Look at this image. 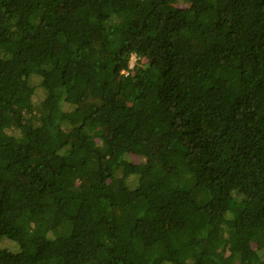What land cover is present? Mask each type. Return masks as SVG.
Listing matches in <instances>:
<instances>
[{"label": "trees", "instance_id": "obj_1", "mask_svg": "<svg viewBox=\"0 0 264 264\" xmlns=\"http://www.w3.org/2000/svg\"><path fill=\"white\" fill-rule=\"evenodd\" d=\"M0 264H264V0H0Z\"/></svg>", "mask_w": 264, "mask_h": 264}, {"label": "rangeland", "instance_id": "obj_2", "mask_svg": "<svg viewBox=\"0 0 264 264\" xmlns=\"http://www.w3.org/2000/svg\"><path fill=\"white\" fill-rule=\"evenodd\" d=\"M135 61H136V57L134 56L133 59H132V61H131V67H132V68L134 67V63H135ZM133 160H134V162H135L136 164H139V163L141 162V160H140V159H137V158H133Z\"/></svg>", "mask_w": 264, "mask_h": 264}]
</instances>
